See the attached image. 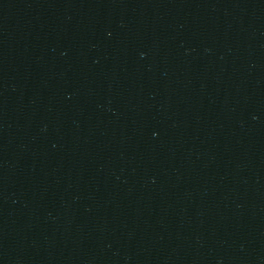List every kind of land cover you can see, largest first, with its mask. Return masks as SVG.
I'll use <instances>...</instances> for the list:
<instances>
[{"label": "water", "instance_id": "water-1", "mask_svg": "<svg viewBox=\"0 0 264 264\" xmlns=\"http://www.w3.org/2000/svg\"><path fill=\"white\" fill-rule=\"evenodd\" d=\"M0 264H264V0H0Z\"/></svg>", "mask_w": 264, "mask_h": 264}]
</instances>
